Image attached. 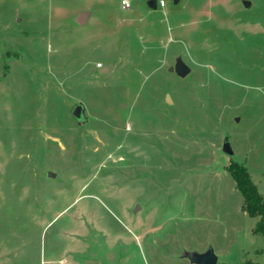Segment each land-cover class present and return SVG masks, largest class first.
I'll list each match as a JSON object with an SVG mask.
<instances>
[{"label":"rangeland","instance_id":"1","mask_svg":"<svg viewBox=\"0 0 264 264\" xmlns=\"http://www.w3.org/2000/svg\"><path fill=\"white\" fill-rule=\"evenodd\" d=\"M122 1L0 0V264H264V0Z\"/></svg>","mask_w":264,"mask_h":264},{"label":"trees","instance_id":"2","mask_svg":"<svg viewBox=\"0 0 264 264\" xmlns=\"http://www.w3.org/2000/svg\"><path fill=\"white\" fill-rule=\"evenodd\" d=\"M229 171L235 181L237 190L243 197V213L250 218L259 219L252 229V233L261 235L264 238V197L244 166L231 164Z\"/></svg>","mask_w":264,"mask_h":264},{"label":"water","instance_id":"3","mask_svg":"<svg viewBox=\"0 0 264 264\" xmlns=\"http://www.w3.org/2000/svg\"><path fill=\"white\" fill-rule=\"evenodd\" d=\"M175 2H177V0H175ZM147 4L151 9L153 10L157 9V4L155 0H148ZM244 4L246 8H249L250 6L249 2H245ZM87 16L88 14L86 13L80 14L77 17L76 22L79 25H83L85 23ZM169 71L176 73L181 78H185L190 73V69L184 64L181 58H177L175 65L173 67H170ZM166 102L168 104H172L170 96L166 97ZM72 116L76 119V121L79 124L85 122L84 106L82 104L77 105L72 113ZM223 152L229 156L233 155V152L227 142L224 143ZM54 175L55 174L50 173L49 177L53 178ZM182 257L188 259L192 264H217L218 263V257L216 256L212 248L207 249L203 253L185 251L183 252Z\"/></svg>","mask_w":264,"mask_h":264},{"label":"built area","instance_id":"4","mask_svg":"<svg viewBox=\"0 0 264 264\" xmlns=\"http://www.w3.org/2000/svg\"><path fill=\"white\" fill-rule=\"evenodd\" d=\"M156 4H157V9H164L166 8L167 4H168V0H155ZM122 6L125 9H129L130 8V2L128 0H123L122 1Z\"/></svg>","mask_w":264,"mask_h":264}]
</instances>
